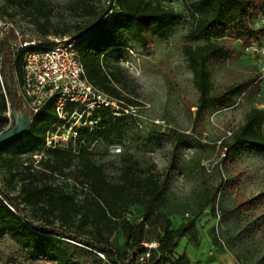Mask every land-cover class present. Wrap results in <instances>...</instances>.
Here are the masks:
<instances>
[{
    "label": "trees",
    "instance_id": "1",
    "mask_svg": "<svg viewBox=\"0 0 264 264\" xmlns=\"http://www.w3.org/2000/svg\"><path fill=\"white\" fill-rule=\"evenodd\" d=\"M7 1L14 7L26 10V16L43 37L70 34L68 29L56 28L50 13L37 5L36 0ZM171 1L111 0L102 13H97L88 0H79L82 10L79 15L93 19L86 27H75L80 36L88 33L82 41L74 37L78 40L85 77L122 106H134L136 101L125 96V85L120 74L109 71L105 62L110 53L122 47L126 36L152 52L156 39L167 37L181 23V15L165 6L166 2ZM263 10L264 5L258 9L257 0L186 2L185 11L191 21L187 40L195 43L204 41V44L196 47H183L199 93L198 104L194 106L197 108V120L209 108L233 105L236 96L248 89L239 85L215 94L208 67L212 61H227L231 57L223 42L228 38H235L246 45L261 41L264 30L254 26ZM0 21H4L1 15ZM2 32L0 76L6 94L0 82V133L5 134L6 121L3 115L8 110L6 99L11 103L13 118L15 113L27 109L17 90V84L23 76L24 51L18 52L14 48L12 29ZM256 104L246 115L245 122L231 133L228 140L221 143L228 170H231L233 160L242 153L264 155V109L258 108ZM108 113L107 110L96 111L91 117V120L96 121L102 116L104 121L100 129L87 137L88 142L105 134L110 122L105 119ZM49 115L57 119L53 102L33 117V140L40 148L45 146L46 133L51 125L47 117ZM79 134L75 147L45 149L46 157H42L37 165L31 157L16 153L0 155V166L5 169L10 185L17 190L12 193L5 187L0 175V240L8 236L16 244L35 252L39 258L57 264H138L148 250L144 244L155 242L159 246L152 250L148 264H189L187 255H178L176 250L182 238L199 244L196 220L174 228L173 221L162 215L168 191L164 173L159 172L154 164L143 167L132 155H126L122 159L118 177L111 179L105 167L97 164L87 153L84 138L88 129L82 128ZM172 135L179 142L190 138L176 131H172ZM11 142L0 145V149ZM68 171L74 172V180L83 190L81 203L62 186L51 181L54 176H67ZM241 179L242 175H235L234 186H238ZM254 201L239 200L237 208L247 212ZM136 206L141 207L143 213L140 221L134 224L128 215ZM118 229L124 232L123 248H117L111 243ZM56 237H72L75 242L90 250L89 258L83 260L69 254L55 243Z\"/></svg>",
    "mask_w": 264,
    "mask_h": 264
},
{
    "label": "rangeland",
    "instance_id": "2",
    "mask_svg": "<svg viewBox=\"0 0 264 264\" xmlns=\"http://www.w3.org/2000/svg\"><path fill=\"white\" fill-rule=\"evenodd\" d=\"M187 1L165 3L181 15L182 20L167 37L156 39L152 52L126 36L122 47L109 54L105 65L109 71L120 74L125 96L134 99L136 104L129 105V111H124L121 116L111 112L106 114L105 119L110 122L105 134L88 142L87 137L100 129L104 121L102 116L96 121L91 120L93 115L90 116L87 126H84L88 129L84 138L87 153L97 164L105 167L111 179L118 177L126 155H132L143 167L156 165L168 181L167 202L161 213L173 221L174 228L195 219L200 240L207 241L205 245L208 248L214 247L218 252L229 255L236 264H264V155L242 153L233 160L231 170H228L220 148L221 143L245 122L253 105L264 103V87L257 83L259 61L246 53L248 44L235 38L223 41L231 57L227 61H212L209 64L214 93L220 94L239 85L248 89L236 96L233 105L209 108L197 120V108L194 106L198 104L199 93L183 47H196L204 41L195 43L187 40L191 23L185 11ZM88 2L97 13H102L111 0ZM36 3L50 13L56 28L70 31L68 36L78 37L80 41L88 36V33L80 36L75 31L76 26L86 27L93 21L79 15L82 13L79 0H36ZM257 3L258 9H262L264 0H257ZM114 9H118L116 5ZM25 13L26 10L14 7L7 0H0V15L6 24L32 39L45 38ZM254 27L260 28V25L256 22ZM0 36L2 38L3 34ZM47 117L51 125L43 148L33 140L32 118L25 136L1 147L0 155L16 153L31 157L37 165L42 157H46L45 149L49 148L47 137L51 135L62 139L56 148L75 147L80 129H77V135L76 130H70L72 122L69 118L60 122L53 116ZM172 131L190 138L179 142ZM0 175L5 187L16 193L1 166ZM74 175L73 171H68L67 176H54L51 181L62 186L81 203L83 190L74 180ZM235 175H242L238 186H234ZM15 186L19 187L18 184ZM249 199H255L249 211L238 210V201ZM217 208L221 212L219 221ZM26 211L28 213V209ZM142 213L141 207H133L128 219L136 224ZM200 240L197 247L202 243ZM179 241L182 245L185 238ZM55 243L77 258H89L90 250L72 237H56ZM111 243L117 248L124 247V232L121 229L114 233ZM0 264L57 263L39 258L35 252L4 236L0 240Z\"/></svg>",
    "mask_w": 264,
    "mask_h": 264
},
{
    "label": "built area",
    "instance_id": "3",
    "mask_svg": "<svg viewBox=\"0 0 264 264\" xmlns=\"http://www.w3.org/2000/svg\"><path fill=\"white\" fill-rule=\"evenodd\" d=\"M0 35L3 30L14 31L15 49L24 51V70L21 81L17 84L18 95L31 118L39 114L48 104L53 102L57 121L72 122L71 131L81 130L88 124V118L96 111L107 110L116 116L128 112V107L115 98L93 86L85 77L84 66L80 60L77 42L73 36L49 35L42 39H32L17 29L12 28L4 21H0ZM257 24L264 30V10L257 18ZM1 40V36H0ZM248 55L256 57L259 61V77L257 83L264 87V35L261 41H254L245 48ZM3 92V78L0 76ZM8 110L3 115L6 126L4 133L14 127L15 120L12 115L11 103L7 98ZM256 106L264 109V103ZM57 136L47 137L49 148H56L59 143ZM65 142V141H64ZM218 221L221 219L219 208L216 209ZM221 242L223 240L220 239ZM224 243V242H223ZM147 252L138 264H148L152 250L157 249L158 243H145ZM101 257L104 258L102 254Z\"/></svg>",
    "mask_w": 264,
    "mask_h": 264
},
{
    "label": "crops",
    "instance_id": "4",
    "mask_svg": "<svg viewBox=\"0 0 264 264\" xmlns=\"http://www.w3.org/2000/svg\"><path fill=\"white\" fill-rule=\"evenodd\" d=\"M201 242L200 246L197 247L196 244L185 238L184 243L180 244L176 253L178 255L185 253L189 259V264H236L229 255L218 252L214 247L208 248V245H205L207 241Z\"/></svg>",
    "mask_w": 264,
    "mask_h": 264
},
{
    "label": "water",
    "instance_id": "5",
    "mask_svg": "<svg viewBox=\"0 0 264 264\" xmlns=\"http://www.w3.org/2000/svg\"><path fill=\"white\" fill-rule=\"evenodd\" d=\"M14 116L15 126L0 136V145L22 138L30 128L32 118L29 111L15 113Z\"/></svg>",
    "mask_w": 264,
    "mask_h": 264
},
{
    "label": "flooded vegetation",
    "instance_id": "6",
    "mask_svg": "<svg viewBox=\"0 0 264 264\" xmlns=\"http://www.w3.org/2000/svg\"><path fill=\"white\" fill-rule=\"evenodd\" d=\"M13 128H14V127H13ZM13 128H12V129H13Z\"/></svg>",
    "mask_w": 264,
    "mask_h": 264
}]
</instances>
